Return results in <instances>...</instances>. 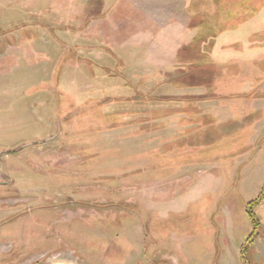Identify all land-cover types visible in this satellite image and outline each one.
<instances>
[{"label":"rangeland","instance_id":"obj_1","mask_svg":"<svg viewBox=\"0 0 264 264\" xmlns=\"http://www.w3.org/2000/svg\"><path fill=\"white\" fill-rule=\"evenodd\" d=\"M208 100L236 117L161 126ZM263 188L264 0H0V264H264Z\"/></svg>","mask_w":264,"mask_h":264},{"label":"crops","instance_id":"obj_2","mask_svg":"<svg viewBox=\"0 0 264 264\" xmlns=\"http://www.w3.org/2000/svg\"><path fill=\"white\" fill-rule=\"evenodd\" d=\"M130 50H132V51H130L131 53V55H133L132 53H134V51L136 50V49H134V46H133V48L131 47V49ZM157 58H159V59H164V57L162 56V57H160V56H156ZM153 53L151 52L150 54H149V62L148 61H145V62H148V63H146L145 65L146 66H148V68H149V70H153L154 68H157V69H163V66L162 65H157V66H152L153 64H151L150 62H152L153 61ZM144 59V58H143ZM146 59V58H145ZM144 62V63H145ZM171 65V64H170ZM169 64L168 65H166V66H170ZM186 66V65H185ZM172 68L174 67V66H171ZM182 67H184V66H182ZM167 68V67H166ZM175 68V67H174ZM68 69V68H67ZM67 69H65V70H67ZM71 70H72V68H71ZM63 73H65V71L63 72ZM69 73V72H68ZM65 75V74H64ZM84 75H82V77H83ZM67 77H68V75H67ZM93 78H95V77H93ZM83 78H81V81H84V79L82 80ZM95 80V79H94ZM80 81V82H81ZM91 81V80H90ZM79 82H77V84H78ZM83 84V83H82ZM167 86H166V88L169 86V84H166ZM199 89V88H198ZM191 90H193V91H191L190 93H189V90H187L186 92H183V93H175V92H172V93H167V96H187V95H190V94H194V95H197L198 93H195V89H191ZM202 92V91H201ZM186 99H188V98H186ZM191 100H192V98H190ZM185 102H187V100H184V103ZM215 104V101L213 102V101H204L202 104H199V101H198V103L197 104H193V109H192V114H194V117L192 118V119H189V118H187V119H184V121H175V120H173V118L174 117H172V118H169V120H168V122H167V124L166 125H164V124H161V126H164V128H166L167 129V131H168V133H172V134H175V135H177V134H179V133H181L182 132V128H181V126L182 127H188V125H190V124H192V126H196V129L194 130L195 132H199L202 128H204L205 126H211V125H214L215 123H217L216 121H217V118H219V117H221V118H227V115L225 114V115H221L223 112L225 113L226 111H228V120H230L231 118H233V117H236V116H233L231 113H232V110L230 109V108H228V110L227 109H224V111L223 112H221V110L220 109H218V110H216V109H214L213 107L215 106L214 105ZM174 113L176 112H178V110L176 109V111L175 110H172ZM172 111H170V112H172ZM172 112V113H173ZM127 113H131V112H126V111H118L117 113H113V115H117V116H120L121 114H127ZM136 115V114H135ZM144 115H145V117H146V119H148V118H151V116H149V114H148V112H144ZM179 116V115H178ZM238 116H242V115H238ZM179 119V118H178ZM186 121L189 123L188 125H186ZM90 123H92V122H90ZM147 124V123H146ZM229 124V123H228ZM117 125V124H116ZM119 125V124H118ZM114 126H115V124L113 123L112 124V126L111 127H113L114 128ZM151 126V125H150ZM231 126H232V124H231ZM97 127H99V126H94L93 128H97ZM147 127V126H146ZM198 127V128H197ZM121 128V126H119V128L118 129H120ZM181 128V129H180ZM100 129V128H99ZM184 129V128H183ZM98 130V129H97ZM163 130V129H162ZM238 132V130L237 131H235V132H233L234 134L235 133H237ZM246 133V130H240V133L239 134H242V133ZM238 134V133H237ZM178 139H179V137H175V136H173L172 138H171V141H178ZM170 141V142H171ZM168 157H169V155H168ZM167 161L166 162H164L165 163V166L164 167H162L161 169H160V171H163L164 169H165V171H167V172H172V170L174 171V172H177V168L174 166V164H172V163H170V160H169V158H167L166 159ZM151 164V163H150ZM153 164V163H152ZM151 164V165H152ZM201 165V164H200ZM200 165H198L197 166V168H196V170L195 171H199V170H203L202 168H201V166ZM203 166H209V165H203ZM181 170H183V169H181ZM156 172V173H155ZM154 173H155V175H158V173H157V171H154ZM246 172H243L242 173V176H241V179H244V177H245V175L247 174H245ZM174 174V173H173ZM172 174V176H175V175H173ZM159 175H161V173H159ZM162 176V175H161ZM207 176V175H206ZM176 178V177H175ZM206 178V177H205ZM177 179V178H176ZM210 190V189H209ZM196 191V190H195ZM206 192H209L208 190H206ZM187 194H189L190 195V193H187ZM187 194L185 195V196H183L182 198H183V200L185 199V197L187 196ZM178 198V197H177ZM174 199V200H172L171 201V205H169V208H167L166 209V211H168V210H172L173 212H175V211H177V210H181V209H183L184 207H179V204H180V201H179V199L180 198H178V199ZM174 202H176V203H174ZM173 203H174V205L175 206H172L173 205ZM82 208V210H83V212L85 213V214H88V211H87V209L88 208H85V207H81ZM119 209H118V212H121V210H122V208H120V207H118ZM89 209H91V208H89ZM94 209H96V208H94ZM96 210H98V209H96ZM165 210V209H164ZM74 212V209L73 208H69V207H66V208H64V209H55V208H52V209H49L48 211L47 210H44L43 212H41L42 214H47L48 215V217H49V223L50 224H52V225H54V226H57L58 224H75V223H79L80 225L79 226H81V227H85L86 229H91V230H95V231H97V230H99L100 228H102V229H104L105 227H107L106 225H105V223L101 220H99V218H92V217H90V215L89 216H85V217H83V216H81V217H70V216H63L62 214H68L69 212H71V213H73ZM71 213H69V214H71ZM130 213V212H129ZM37 214L38 215H32V217H27V220H29V221H31L30 222V224L33 226V227H35V226H38V225H40L37 221L38 220H40V219H43V220H46V218H41L40 216H39V212H37ZM61 214V215H60ZM46 215V216H47ZM51 215H53V216H51ZM47 217V218H48ZM22 218H26V217H21V219ZM18 219H20V218H17V220ZM16 220V221H17ZM110 223H115V221L114 222H110ZM109 223V224H110ZM139 221H137V220H133V221H131V223H129V224H126V225H123V223H121L120 221H118V223H117V225H119V228L121 229V232H123L124 231V233H126L127 234V232H132V231H135L136 232V230L137 229H141V224L139 223ZM14 226H22V228H23V230H22V232H21V236L22 237H24L28 232V230H27V227H29V224L28 223H25V224H22V223H19V222H15V224H14ZM32 229H35V228H32ZM107 229H110V228H107ZM129 238H131L130 236H129ZM132 244H133V242H132ZM257 244H258V238H257V240L255 241V245H256V255L258 256V255H260L261 257H264V253L263 254H258L259 253V249H258V247H257ZM134 245V244H133ZM234 246H236L234 243H231L230 244V247H234ZM239 246H237V248H238ZM260 247H261V249H264V245H260ZM259 247V248H260ZM241 246H240V248H239V250H238V256H240L239 254H240V251H241ZM234 249H236V247L234 248ZM232 250V249H231ZM228 251V250H227ZM231 253H230V256H231V254H234V252L233 251H230ZM1 253V252H0ZM61 253V255H62V253H65V252H59V254ZM67 253L68 254H70L71 256H72V258H78V259H80L79 258V254L77 253V251L76 250H68L67 251ZM228 253V252H227ZM226 253V254H227ZM2 254V253H1ZM66 254V253H65ZM60 255V256H61ZM62 256H64V255H62ZM261 257H258L259 258V260H260V258ZM22 260H24V259H22ZM81 260V259H80ZM225 260H226V262H228V254H227V256H226V258H225ZM82 261V260H81ZM51 264H79V263H74V262H70V261H65V259H60L59 257H55V258H51Z\"/></svg>","mask_w":264,"mask_h":264},{"label":"trees","instance_id":"obj_3","mask_svg":"<svg viewBox=\"0 0 264 264\" xmlns=\"http://www.w3.org/2000/svg\"><path fill=\"white\" fill-rule=\"evenodd\" d=\"M254 4V3H253ZM261 4L260 3H257V4H254V5H252V6H254L256 9H254V8H250V9H254V10H250V13L249 14H251V13H253V12H255L256 10H259L257 7L258 6H260ZM250 7V6H249ZM206 69H204V68H201V72H203V71H205ZM211 69H208V70H206V71H210ZM184 72H186V73H190V72H193L191 69L190 70H187L186 69V71H184ZM178 73H182V71H178ZM185 73V74H186ZM185 74H183V75H185ZM183 97H185V96H183ZM187 97V96H186ZM173 98H178V97H173ZM201 98H208V96H206V95H199V97H196V100H198V99H201ZM142 120H146L147 122H150L151 121V119L150 118H148V119H142ZM145 126H149L148 125V123L145 125ZM222 126H225V125H222ZM142 128H144V127H142ZM258 200H257V202H260L261 200H263L264 199V188H263V190H262V192H261V194H260V196L257 198ZM249 245L250 244H248V245H246L245 247H244V251H243V253H242V259H244V262H245V259L247 258V254H246V251L249 249Z\"/></svg>","mask_w":264,"mask_h":264}]
</instances>
